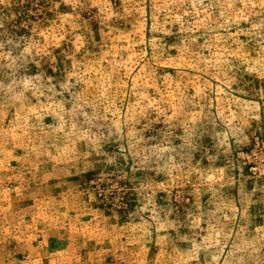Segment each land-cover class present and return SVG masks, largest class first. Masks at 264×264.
I'll use <instances>...</instances> for the list:
<instances>
[{
  "label": "rangeland",
  "instance_id": "rangeland-1",
  "mask_svg": "<svg viewBox=\"0 0 264 264\" xmlns=\"http://www.w3.org/2000/svg\"><path fill=\"white\" fill-rule=\"evenodd\" d=\"M0 264H264V0H0Z\"/></svg>",
  "mask_w": 264,
  "mask_h": 264
}]
</instances>
